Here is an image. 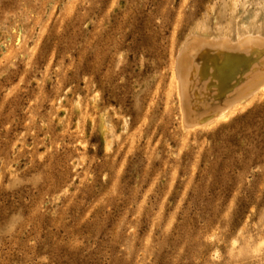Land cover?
<instances>
[{
	"label": "rangeland",
	"instance_id": "1",
	"mask_svg": "<svg viewBox=\"0 0 264 264\" xmlns=\"http://www.w3.org/2000/svg\"><path fill=\"white\" fill-rule=\"evenodd\" d=\"M246 32L264 0H0V264H264L263 48L199 51L196 108L245 91L193 131L173 71Z\"/></svg>",
	"mask_w": 264,
	"mask_h": 264
},
{
	"label": "bare ground",
	"instance_id": "2",
	"mask_svg": "<svg viewBox=\"0 0 264 264\" xmlns=\"http://www.w3.org/2000/svg\"><path fill=\"white\" fill-rule=\"evenodd\" d=\"M242 27H243V24H242ZM244 28H246L245 25H244ZM197 32H198V29H197ZM219 37L216 39H211L210 37H209L210 39H206L204 36H198V37H191L190 36V39H188V41L191 43L190 45H191V47H193V49H191L189 55L182 56L178 60L176 59V65H175V67L173 66L174 67L173 71L174 70L177 71L175 74L176 76H174V77H176L175 81L177 84L175 83L176 84L175 89L177 91V94L179 95V102L181 104V97H183V101H184V105L182 106L184 113L182 114V112H181L182 125L184 128H186L187 130H190V131H193L191 129H194L195 126L196 127L199 126V128L202 127L201 125L204 124V122L208 123L210 120L214 121V119L219 120V118L225 117L226 116L225 114L227 112H229L228 110L230 109V107L232 105H237L235 103H240V102H238V101H240V99L238 101H232V97L239 96L245 91L244 90L245 88L242 86L243 84L240 83V84H242L241 86H242V89L244 91L242 89L241 90L233 89L232 93L227 95L226 97H224L221 101L215 102V103H213V105H211V104L204 105L203 104V105H200L199 108H196L193 94L190 93L191 97L188 99L185 98V95L187 94L188 90H193V89L202 90V91L205 90V88H206L205 86L210 81V77H207L202 82H196L195 81L193 84L188 83L187 78H192V80L193 79L198 80V71L202 70L203 68H205L206 70H209L208 73L211 74L210 67L202 65L201 61L198 60L197 57H198L199 51L204 49L206 46H208L211 50H213V49H217V50L224 49V50H226L227 46H228V48L231 47L230 49H232V48H236L240 45L245 46L244 44H247V46H248V44L253 45L252 43H257L258 47L260 45L263 48V49H261V50H263V55H262L263 64L259 63L254 67L253 71H255V73H254L255 77H253V78H254V80H257L262 75H264V38H260L261 36L259 37V35L251 34L250 32H246L245 34L242 35L241 38L239 37L240 39H238L236 41H232L226 35H224L223 37L221 36L220 38ZM184 39H185V37H184ZM193 39H198L197 40L198 48H196L195 46L192 45ZM187 45H189V44H186L184 46L182 44L183 51H188L187 48H189V47ZM246 49L248 50V48H245L243 51H246ZM239 50H241L240 47H239ZM179 51L181 53L182 50L180 49ZM184 54H185V52H184ZM255 54H257V53H255ZM252 55H254V54H252ZM249 80L251 81V78H248L247 81H249ZM251 84H253V83H251ZM263 85H261L259 88L261 89ZM245 86H246V84H245ZM257 90H258L257 88L254 89L255 92ZM250 94H251V92H250ZM252 94H253V92H252ZM207 116H209V118H210L209 120H207L208 118L206 120L203 119L204 117H207ZM220 120H223V119H220ZM213 121H211V122H213ZM212 125H213V123H212ZM212 125L210 124L209 126H212ZM100 133H101L103 139L106 138L105 136L107 134L108 135L112 134V126L105 123L103 119L100 120ZM108 139L110 140V138H108ZM108 139L106 138V141H105V146L107 148H108V144L106 142ZM108 143H109V141H108ZM263 260H264V256H263L262 261ZM259 262H261V260Z\"/></svg>",
	"mask_w": 264,
	"mask_h": 264
}]
</instances>
